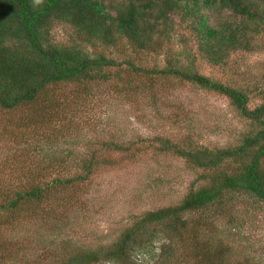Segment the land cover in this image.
Wrapping results in <instances>:
<instances>
[{
  "label": "rangeland",
  "instance_id": "obj_1",
  "mask_svg": "<svg viewBox=\"0 0 264 264\" xmlns=\"http://www.w3.org/2000/svg\"><path fill=\"white\" fill-rule=\"evenodd\" d=\"M50 35L53 42L62 44L75 37L66 23H56ZM174 38L169 43L162 39L154 51L140 50L125 39L116 47L82 46L87 52H101L117 62L131 61L153 70L163 68L166 59L177 54L180 45ZM178 58L186 63L182 55ZM194 58L198 73L245 89L250 108L262 101L264 38L251 51L232 53L225 64L211 65ZM127 68L122 64L110 69L111 76L103 81L53 85L38 96L33 111L27 106L0 109L1 194L14 189L29 176V170L37 174L45 170L51 179L56 167L62 176L79 171L81 161L92 153L100 160L86 180L51 188L50 197L39 207L40 217L31 213L14 220L4 218L8 220L0 225L4 257L14 251L18 261L21 255L35 258L42 246L59 249L64 244L57 243L60 238L91 248L109 246L144 212L179 203L194 180L209 173L188 166L172 152L161 151L156 137L180 142L187 135L195 144L219 148L238 144L252 128L224 95L170 75L134 77ZM115 73L121 79H132L128 89ZM110 141L133 145L126 151L102 146ZM56 155L62 163L50 169V156ZM228 208V214L214 223L230 261L264 264V203L242 196ZM196 216L189 214L190 219ZM202 231L211 232L210 225ZM191 234L190 229V243L195 239ZM142 238V245L137 243L132 252L129 249L127 264H157L162 244L180 247L177 236H169L160 225H149ZM6 258L0 264H18ZM99 262L126 264L103 256Z\"/></svg>",
  "mask_w": 264,
  "mask_h": 264
},
{
  "label": "trees",
  "instance_id": "obj_2",
  "mask_svg": "<svg viewBox=\"0 0 264 264\" xmlns=\"http://www.w3.org/2000/svg\"><path fill=\"white\" fill-rule=\"evenodd\" d=\"M56 23L70 25L76 39L64 44L53 42L50 33ZM173 38L180 45L177 54L166 59L163 68L153 70L131 61L117 62L101 52H87L82 46L116 47L125 39L140 50L154 51L162 39L169 43ZM262 38L264 0H0L1 110L27 106L33 111L38 96L51 86L107 80L110 69L125 64L134 77L170 75L224 95L252 125L238 144L219 148L195 144L187 135L180 142L156 137L161 151L172 152L188 166L209 173L194 180L179 203L144 212L109 246L91 248L60 238L57 243L63 242L65 248L42 246L35 258L21 255L22 261H18L19 255L14 257L16 252L8 251L6 261L49 264L47 261L53 259L54 264H98L103 256L126 263L128 252L145 241L142 237L149 225H160L169 236H177L180 247L162 244L157 264H257L248 259L230 261L214 220L228 214V207L242 196L264 203V92L262 101L250 108L245 89L198 73L193 62L198 56L211 65L225 64L232 53L251 51ZM179 55L185 64L179 62ZM114 75L125 81V89L132 84L131 78ZM34 120L36 124L38 119ZM103 145L126 151L133 142ZM94 154L84 158L80 170L69 176H62L58 167L51 179L46 178L45 170L42 174L29 170V176L14 189L3 194L1 190L0 225L8 221L4 218L14 220L31 213L40 217L39 207L50 197L51 188L84 181L94 171L100 162ZM58 157L50 156V169L62 163L57 162ZM190 213L197 216L190 219ZM208 224L211 232L202 231ZM190 229V237L195 238L191 243ZM0 255V259L5 258Z\"/></svg>",
  "mask_w": 264,
  "mask_h": 264
}]
</instances>
